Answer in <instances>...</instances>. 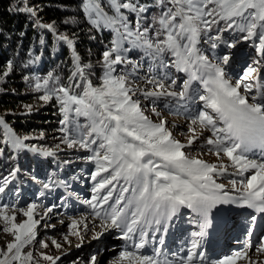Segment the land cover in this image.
<instances>
[{
	"label": "snow or ice",
	"instance_id": "obj_1",
	"mask_svg": "<svg viewBox=\"0 0 264 264\" xmlns=\"http://www.w3.org/2000/svg\"><path fill=\"white\" fill-rule=\"evenodd\" d=\"M12 10L24 14L33 28L41 30L42 49L48 45L44 33L51 36L50 55L66 48L70 64L66 65V77L53 71L43 77H24L26 82L31 81L34 93H42L40 101L57 108L61 116L60 143L55 148L29 143L43 139L44 133L38 137L20 135L0 116V157L7 153L12 160L13 154L25 151L55 157L64 151V145L87 153L76 159L94 164L90 173L92 194L82 201L90 211L79 221L71 219L63 242L70 245L69 235L77 236L81 243L76 248L80 249L89 231L96 241L102 240L106 232L115 231L123 242L119 260L128 264H264L249 254L251 224L245 232L244 247L231 255L213 259L203 246L213 221L221 223L227 207L247 208L264 216V147L259 151L247 147L242 150L241 143L228 134L232 124H225L234 105L264 120V0H80L77 11L83 14V20L72 15L61 23L67 26L86 22L88 38L94 41L99 35L101 43L104 33H110L96 62L101 69L99 83L93 82L95 65L85 61L78 51V32L68 35L60 31L56 21L44 22L40 15L43 7L33 0H17ZM242 42L252 46L256 58L234 76L226 72V67ZM202 43L214 53L212 59L204 54ZM222 47L226 51L218 53ZM134 51L142 55L133 59ZM40 59L41 55H36L30 62ZM145 59L149 61L147 72L140 75ZM13 70L14 64L9 61L0 83ZM174 73L183 74L181 83ZM161 100L165 101V109L188 120L187 144L173 137L164 119L154 122L146 115L150 110L160 117L157 105ZM144 101L149 105L145 106ZM170 101L176 102L174 107ZM25 107V114H31L32 106ZM197 142L219 163L185 151ZM19 171L13 167L0 176V194L14 183ZM31 179L40 183L41 197L61 188L75 195L71 183L55 174L47 181H38L36 176ZM78 179L71 177L72 181ZM222 179H228L231 189L218 182ZM55 207L36 202L22 207L18 200L0 202V230L14 238L0 248V264H58L62 260V256L40 251L50 244L37 239L39 227H54L41 222L50 218ZM185 213L197 229L190 233L186 255L178 256L164 246L171 226ZM18 214L26 219L17 223ZM256 219L255 214L251 216L253 222ZM97 227L102 231L95 232ZM49 239L55 249L63 247L57 239ZM255 253L264 255V239L255 246ZM98 257L99 253H90L87 259L78 256L71 264H101Z\"/></svg>",
	"mask_w": 264,
	"mask_h": 264
},
{
	"label": "trees",
	"instance_id": "obj_2",
	"mask_svg": "<svg viewBox=\"0 0 264 264\" xmlns=\"http://www.w3.org/2000/svg\"><path fill=\"white\" fill-rule=\"evenodd\" d=\"M33 2L42 4L43 11L40 15L44 22L56 21L60 31L68 35L73 32L79 33L80 41L77 45L79 53L85 61L91 60L96 66L93 69L95 76L101 75V69L96 62L100 59L104 44L111 38L110 33H104V43H101V37L95 32L92 34L97 35L96 40L93 41L88 38L86 30L89 25L86 22L67 26L61 23L62 20L72 15H76L80 20H83V14L77 11L80 0H33ZM16 4L17 0H0V29L3 32L0 35V75L6 70L9 61L14 64L13 72L6 78L5 82L0 83V116H3L13 130L20 135H33L43 132L48 140L35 139L29 143H34L42 148H50L60 143V138L58 142L54 143L49 138L53 131H58L59 133L56 135L61 137L62 134L59 131L61 116L58 114L56 107L51 104L45 105L38 99V96L42 93H34L30 87L31 81L26 82L24 77L36 75L43 77L49 71L66 77L68 75L66 65L70 64V61H68L69 53L65 48L52 59L53 55H50L51 36L47 33L44 34L48 45L42 49L39 45L41 30L33 28L24 14H18L12 10L16 7ZM21 32L24 33L23 36L20 35ZM132 54L133 52L131 56ZM36 55H41L43 58L40 72L37 71L39 61L30 62L35 60ZM136 55H138V51L135 52L133 57ZM29 105L32 106V112L31 114H25V106ZM52 136H55V133ZM0 138H2V130H0ZM61 147L65 146L61 145ZM19 158L22 169L27 175H30L34 169L33 159L23 153H19ZM17 166V160H9L6 153L3 157H0V176L6 175L11 168Z\"/></svg>",
	"mask_w": 264,
	"mask_h": 264
},
{
	"label": "rangeland",
	"instance_id": "obj_3",
	"mask_svg": "<svg viewBox=\"0 0 264 264\" xmlns=\"http://www.w3.org/2000/svg\"><path fill=\"white\" fill-rule=\"evenodd\" d=\"M40 5L42 6L41 3ZM224 35L229 36L228 33H225ZM201 46L204 48V54L208 56L209 59H212L214 53L209 51L208 47L206 45H203V43L201 44ZM225 51L226 49L222 47L221 49L218 50V53H223ZM236 51L238 52V54L243 53L247 57L244 58L241 54H239V58L237 59L234 58L232 60L231 65L229 67H226V72H230L234 74V76H238L241 73L242 69L245 68L246 64L253 58H256V53L250 44L242 42L238 45ZM135 52L136 51L133 52L132 57L135 54ZM141 55L142 53L138 52V55L136 57L139 58ZM148 63L149 61L145 59L144 68L141 69L140 75H144V73L147 72ZM174 74L177 75L176 73ZM99 76H95L93 78L94 83H99L97 79ZM261 76L264 79V69L261 70ZM182 80L183 79L179 77L178 84L181 83ZM232 82L235 83V79H233ZM178 90L179 89H177V91ZM141 99L143 100V97H141ZM143 103L145 104V106H148L150 102L144 101ZM175 103H176L175 101H170V105L173 107L175 106ZM164 104L165 101L161 100L157 105L158 110L161 112L160 117L153 115V113L150 110L146 112V115H149L154 122H159L160 119H164L167 122L166 127L172 132L173 137L176 140L187 144L188 136L190 135V133L185 134L189 125L188 120L182 114H175L173 112H170L168 109H165ZM54 133L55 136H52L54 135ZM58 133H59L58 131L56 132L53 131V133L50 134L51 136L49 139L51 140L52 143L58 142V139L60 138L58 137V135H56ZM33 135L38 137L40 134H33ZM207 135L208 133L205 132L204 136L207 137ZM40 140L45 141L48 140V138L46 139L44 135V138ZM199 144L200 142H197L194 148L192 149L186 148L185 151L189 152L191 156L200 158L207 162L219 163L218 158L214 154L208 152L207 149H200ZM55 146L56 145H53L50 148H55ZM62 148H64V151L57 153V156H59L58 159L61 160L60 162L49 161L43 163L38 161L36 163L37 166L34 167L32 171V175L36 176L38 178V181H47L48 177L54 174L61 179L67 180L69 183H71V192L73 191L72 193H75V198L73 197L74 195L68 194V191L62 188L57 189L53 192H46L45 196L41 197L39 195L41 191L40 183L34 182L31 178H25L24 180L26 181V183H22L23 182L22 178L17 176L14 183L17 184L19 189H14L13 188L14 183H13L12 187L8 191H6L4 194H0V202L11 203L13 201L18 200L19 205L22 207H26L29 203L32 202H36L38 204L42 203L45 207L53 206V205L56 206L53 210V213L50 215V218H48L47 221L41 222L42 225L44 224L54 225V227H49V226L39 227L37 239L38 240L44 239L50 244V247L48 249H40V251H45L47 252V254L52 255L54 257L62 256V260L59 261L58 264H71L73 259H75L78 256L87 259L90 253H99L98 258L100 259L101 264H115L117 260L119 261V264H128V261L126 260H119L118 248L117 250H115V248H111L116 244L115 241L112 242L113 239H121L115 231L106 232L104 237L100 241L93 240L92 239L93 232L89 231L84 236L82 242L83 247L80 249L76 248V245L81 243V239L77 236L69 235V240L71 242L70 245L65 244L63 242V234L69 233V229L67 225L71 223V219L75 218L79 221L83 216H87L90 211L88 206L83 204L82 201L79 200L78 198L79 197L81 198L83 195H85L86 196L85 199H89L92 194L93 182L90 180V173L94 171V164L76 159L78 155L84 156L87 155V153L85 152L78 153L74 150L67 149L66 147H62ZM223 159L225 163H228L226 158ZM65 160H70L71 163L64 164L63 161ZM71 177H79L80 179L72 181ZM218 182L224 183L228 189H231L232 187L229 184L228 179H222ZM78 183H81L83 188L76 190L78 187ZM70 198H73L74 199L73 201H76V204H73L71 201H69ZM185 217L186 216L183 214L179 217V220L180 221L187 220V218L185 219ZM25 219L26 217H24L21 214H18V218L16 222L17 223L23 222ZM61 221H64V223L62 224ZM91 223L92 221L90 219L89 224ZM97 224H99V221H97ZM100 231H102L100 227H97L95 229V232H100ZM111 232L113 233L111 234ZM110 234L114 236L111 237ZM49 238L57 239L59 242L63 244V247L59 250L55 249L53 246H51V242ZM13 239L14 238L11 234L4 233L2 230H0V248H5L7 243L11 242ZM106 241L109 243H105ZM117 245L122 247L120 243H118ZM35 248H39V245L36 244ZM26 250L28 249H25V251ZM64 252H68L70 253V255L65 257L63 256ZM249 254L252 256L253 260L258 259L261 256V254L255 253V248L252 249V251ZM240 262L246 263L245 261H240ZM41 264H49V262L41 261Z\"/></svg>",
	"mask_w": 264,
	"mask_h": 264
},
{
	"label": "clouds",
	"instance_id": "obj_4",
	"mask_svg": "<svg viewBox=\"0 0 264 264\" xmlns=\"http://www.w3.org/2000/svg\"><path fill=\"white\" fill-rule=\"evenodd\" d=\"M234 111L229 112L225 124L231 123L228 131L235 142L241 143L244 148H252L259 151L264 147V120L258 118V114L249 112L246 108L234 105Z\"/></svg>",
	"mask_w": 264,
	"mask_h": 264
},
{
	"label": "bare ground",
	"instance_id": "obj_5",
	"mask_svg": "<svg viewBox=\"0 0 264 264\" xmlns=\"http://www.w3.org/2000/svg\"><path fill=\"white\" fill-rule=\"evenodd\" d=\"M86 197H85V195L84 196H82V199H85ZM113 232H111V234H112ZM110 234V235H111ZM112 236H114V235H111V237ZM110 237V238H111ZM256 238H258V237H255V239ZM264 239V238H263ZM115 241V245L113 246V247H111V248H115V250H117V248L119 249V252L118 253H120L121 252V250H122V248H123V246L121 247V246H118L117 244L121 241V239H113V241L112 242H114ZM105 243H109V242H105ZM105 245V244H104ZM257 261H264V255H261L258 259H256ZM238 263L239 264H246V263H241L240 261H238Z\"/></svg>",
	"mask_w": 264,
	"mask_h": 264
}]
</instances>
